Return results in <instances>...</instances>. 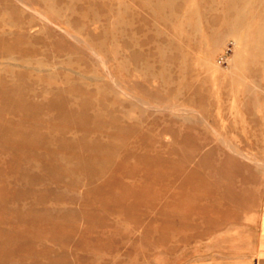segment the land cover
<instances>
[{
  "label": "rangeland",
  "instance_id": "374dc122",
  "mask_svg": "<svg viewBox=\"0 0 264 264\" xmlns=\"http://www.w3.org/2000/svg\"><path fill=\"white\" fill-rule=\"evenodd\" d=\"M263 246L264 0H0V264Z\"/></svg>",
  "mask_w": 264,
  "mask_h": 264
},
{
  "label": "crops",
  "instance_id": "0c3cea01",
  "mask_svg": "<svg viewBox=\"0 0 264 264\" xmlns=\"http://www.w3.org/2000/svg\"><path fill=\"white\" fill-rule=\"evenodd\" d=\"M260 256L257 259V264H264V246L260 250Z\"/></svg>",
  "mask_w": 264,
  "mask_h": 264
},
{
  "label": "bare ground",
  "instance_id": "6f19581e",
  "mask_svg": "<svg viewBox=\"0 0 264 264\" xmlns=\"http://www.w3.org/2000/svg\"><path fill=\"white\" fill-rule=\"evenodd\" d=\"M188 93V92H187Z\"/></svg>",
  "mask_w": 264,
  "mask_h": 264
}]
</instances>
